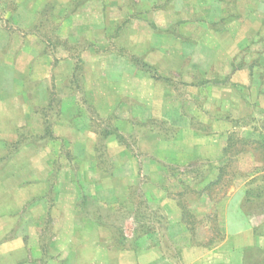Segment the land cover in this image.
Returning <instances> with one entry per match:
<instances>
[{
  "label": "rangeland",
  "instance_id": "obj_1",
  "mask_svg": "<svg viewBox=\"0 0 264 264\" xmlns=\"http://www.w3.org/2000/svg\"><path fill=\"white\" fill-rule=\"evenodd\" d=\"M206 1L0 0V98L19 96L25 104L20 109L30 116L21 130L29 143L4 157L14 155L15 175L26 181L38 178V172L49 179L48 192L43 188L32 196L25 191L14 196L37 216L49 207L48 214L34 218L43 243L59 236L54 197L60 178L73 182L79 192L76 237L88 244L85 249L93 241L110 250H121L118 242L129 246L141 220L156 227L147 244L159 240L164 252L180 261L219 245L230 198L246 186L257 193L264 185L259 154L264 149L250 147L231 162L229 175L213 191H203L228 159L223 148L229 132L256 137L253 128L264 123V59L249 68L242 58L250 70L249 85H232L228 76L195 66L188 74L176 69L164 75L146 59L177 45L185 49L181 58L186 52L190 61L199 44L188 33V27L195 28L189 20L194 25L195 19H206L208 26L223 31L225 18L237 12L251 15L250 0ZM236 1L240 9H234ZM110 5L127 8L121 22L113 24L117 11ZM166 6L176 22L166 29L151 22L153 32L129 34L132 20ZM257 28L264 33L262 24ZM137 71L144 77L143 100L125 94L129 75ZM218 85L230 86L240 101L222 106ZM106 131L113 133L106 138ZM41 195L44 202L36 201ZM0 201L14 205L10 195ZM250 201L242 209L262 230L264 195L251 193ZM183 208L188 214L184 221ZM126 252L125 263H134L136 253L131 248Z\"/></svg>",
  "mask_w": 264,
  "mask_h": 264
},
{
  "label": "crops",
  "instance_id": "obj_2",
  "mask_svg": "<svg viewBox=\"0 0 264 264\" xmlns=\"http://www.w3.org/2000/svg\"><path fill=\"white\" fill-rule=\"evenodd\" d=\"M205 2L207 1L205 0ZM84 4L80 5L81 9L85 8ZM234 4V9H240L239 1ZM250 4V17L240 16L237 12L231 18H225L222 20L223 31H216L208 26L209 22L206 19H195L194 25L189 20L188 23L195 28L194 31H191L192 29L188 27V33L192 34L194 40L199 44V49L196 48L193 51L190 61L186 60V52H184L186 58H181L182 53L179 52H183L185 49L181 51L177 45L168 47L167 52L157 51L153 54L154 57L147 56V61L160 67L164 75L172 71L175 72L176 69L178 70L177 74L181 72L188 74L195 66L208 71V73L228 76L232 85H238L239 82L249 85L250 70L246 68V61H242V58L248 61L249 68L257 63L258 58L264 59V33H259L258 28L256 29L258 24L264 26V0H257V4L250 0ZM126 9L125 6L124 8L119 6L115 8V5H110L111 11H117V18L112 19L113 24L121 22ZM156 9L142 19L132 20L129 34L140 36L146 29L153 32L150 27L151 22L155 23V27H159V29H166L178 20L170 9L166 10L167 6ZM161 10L168 13L166 14L167 18L162 17L164 14ZM244 42L247 44L243 48ZM247 58H254V60L249 61ZM163 78H166L167 81L170 80V76ZM129 79V84L125 87V94L143 100L140 90L144 84L143 75L137 71L134 75H129ZM219 89L220 93L224 94L220 96L222 106L225 104L234 105L236 101H240V99L232 97L230 86H216V90ZM2 90L3 86L0 85V96L4 93ZM225 93L227 94L225 95ZM23 105H25L24 102L17 95L0 98V197L10 195L14 204L8 207L9 200L7 198H5V201L7 200L5 204L0 203V264H70L72 255L73 264H264V227L262 230H258L248 217L250 212H244V208L242 209L252 203L250 200L249 202L246 200L248 186L235 194L234 199L230 198L224 207L226 232L223 231L225 237L222 242L207 252L180 261L175 255L164 252L159 240L157 244H147V241H150L148 239H151L150 237L156 233V227L151 224L148 231L143 227L144 221L141 220L136 221V224L140 225L134 237L137 239L141 235V240L135 241L134 238H131L129 246L118 242L121 250L125 252L116 248L110 250L106 245L100 246L96 241H93L88 249H85L88 244L78 242L76 237V232L79 230L77 217L81 201L79 192L73 182L60 178L56 183L59 189L55 192L54 197L55 208L60 211L59 225L56 226L59 236H56V240L51 243H43L41 227L34 221V218L43 216L46 212L48 214L49 207L42 210L41 214L37 216V214H33L32 210L29 212V209L19 205L22 201L17 196H24L22 191L28 192L29 196H32V191H43V188L48 192L50 189L49 179L46 176L41 178L42 174L38 172V178L33 177L34 180L26 181V178L15 175V169L12 168L14 162H10L14 155L4 157V153L12 155L29 143H25L23 138L25 136L21 131L24 124L30 119L27 109L24 111L20 109L23 108ZM27 116H29L28 119ZM11 147L15 149L14 152L13 150L8 152ZM15 195L17 196L14 197ZM35 199L36 201L41 199L42 202L45 200L44 195ZM178 215L181 216L180 211ZM145 235L147 236L145 237ZM122 247L125 248L122 249ZM129 248L136 253L134 263L131 261L125 263L126 251Z\"/></svg>",
  "mask_w": 264,
  "mask_h": 264
},
{
  "label": "trees",
  "instance_id": "obj_3",
  "mask_svg": "<svg viewBox=\"0 0 264 264\" xmlns=\"http://www.w3.org/2000/svg\"><path fill=\"white\" fill-rule=\"evenodd\" d=\"M147 67H151L149 64H144ZM253 131L257 134H255L256 137H252L254 136L253 134H249L248 133L244 136L239 135L238 133H236L235 130H232L229 132V134L227 135V139H226V144L223 148V152L224 154L228 157L226 163L224 166L220 167L219 169V173L217 174V177L209 182L203 189V191L205 192L206 190L213 191V187L217 186L220 184V182L222 181V179L226 178L229 173L227 171V169L230 167V164L232 161L237 160L236 158L248 151V149L254 148V149H258L259 148H263L264 149V123L261 126H257L253 128ZM47 133H48V129H47ZM113 133V131H106V133H104V136L107 138L109 135H111ZM118 138H121L120 135H117ZM254 144V145H253ZM253 145V146H252ZM252 147V148H250ZM260 157L262 156L263 161H264V150H260ZM261 169H264V164L261 166ZM251 193L252 194H256L257 198H261L264 195V185L263 186H259V188L257 189V193L256 192H251V188L248 187L247 191H246V200L249 202L250 197H251ZM83 200H87L86 197L83 196ZM81 205V204H80ZM135 213H137V211H134ZM264 212V210H263ZM188 214L185 213V208H183V216L182 219L184 221V218L186 219ZM144 228H146V230L149 231V225L143 223L142 224ZM142 227V228H143ZM147 231V232H148ZM223 237V236H222ZM136 240H141V235L138 236ZM213 240H210V242H212Z\"/></svg>",
  "mask_w": 264,
  "mask_h": 264
}]
</instances>
